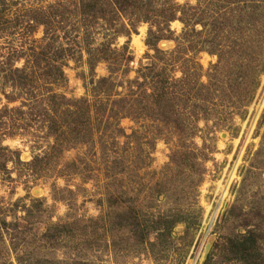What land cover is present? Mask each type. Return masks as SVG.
Returning <instances> with one entry per match:
<instances>
[{
    "label": "rangeland",
    "instance_id": "obj_1",
    "mask_svg": "<svg viewBox=\"0 0 264 264\" xmlns=\"http://www.w3.org/2000/svg\"><path fill=\"white\" fill-rule=\"evenodd\" d=\"M0 144V264H264V0H0Z\"/></svg>",
    "mask_w": 264,
    "mask_h": 264
},
{
    "label": "trees",
    "instance_id": "obj_2",
    "mask_svg": "<svg viewBox=\"0 0 264 264\" xmlns=\"http://www.w3.org/2000/svg\"><path fill=\"white\" fill-rule=\"evenodd\" d=\"M19 77V76H18ZM16 75H14V79H17L18 78ZM20 80H22V76L19 78V81ZM30 80V79H29ZM20 84H22V82L20 83ZM152 99L155 101L156 99H157V95H152ZM156 101H159V100H156ZM55 104H56V102H54ZM0 149H4V150H7V148L6 147H4V146H2L1 144H0Z\"/></svg>",
    "mask_w": 264,
    "mask_h": 264
}]
</instances>
